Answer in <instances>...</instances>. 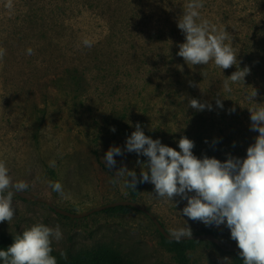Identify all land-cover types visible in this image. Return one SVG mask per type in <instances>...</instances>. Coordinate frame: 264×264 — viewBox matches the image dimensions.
I'll use <instances>...</instances> for the list:
<instances>
[{"label":"rangeland","instance_id":"1","mask_svg":"<svg viewBox=\"0 0 264 264\" xmlns=\"http://www.w3.org/2000/svg\"><path fill=\"white\" fill-rule=\"evenodd\" d=\"M188 3L0 0L5 52L0 58V161L13 182L25 181L27 191L77 213L130 199L124 178L112 183L114 172L126 165L139 175L147 165L137 160L148 158L125 152L115 156L116 166L109 170L103 157L112 146L123 150L137 123L145 135L177 151L186 136L198 158L246 157L258 136L250 128L248 108L264 104V0H202L198 10L200 20L227 31L225 43L235 49L239 67L250 68L244 84L230 83V92L223 82L237 66L223 71L211 61L192 66L177 55L185 42L177 21ZM253 88L254 100L249 98ZM192 98L211 110L191 108ZM50 182H59L64 195ZM135 201L169 233L190 224L193 233L212 229L219 239L236 243L225 226L188 221L179 212L187 202L176 208L158 198L151 183H143ZM12 207L15 216L9 224L0 223V231L14 237L37 223L59 225L63 238L52 248L61 257L108 247L132 264H178L177 251L140 210L64 217L44 202L16 194ZM185 254L188 264H236L237 252L198 240Z\"/></svg>","mask_w":264,"mask_h":264},{"label":"clouds","instance_id":"2","mask_svg":"<svg viewBox=\"0 0 264 264\" xmlns=\"http://www.w3.org/2000/svg\"><path fill=\"white\" fill-rule=\"evenodd\" d=\"M202 7V0H189L178 19L177 27L184 34L185 42L178 45L177 55L192 66L207 65L210 61L222 71L237 66V70L223 82L225 90L230 92V83L244 84L250 68L239 67L235 49L231 43H225L229 40L226 30L218 29L207 20H200L198 10ZM27 52L31 55L32 49ZM4 54V50L0 49V58ZM256 96L254 89L249 98L254 100ZM216 104L223 107L219 98ZM256 104L259 106L248 110L250 128L258 132V136L247 148L245 158L231 154L223 162L206 155L198 158L192 151L194 141L186 136L179 139L180 150L177 151L162 144L159 139L145 135L142 126L137 123L135 131L126 139L125 148L110 147L103 160L111 170L116 166L115 156L135 152L148 158L146 163L137 160L138 165L146 164L147 170L140 168L138 176L135 170L121 165L114 172L112 183L117 184L120 178H124V186L132 189H137L141 183H151L156 196L165 202H173L176 208L181 201H186V206L179 212L188 221L210 228L225 226L230 231V239L236 242L243 264H264V104ZM189 106L197 111L211 110L210 104L195 98L189 100ZM110 131L115 132L116 129L113 127ZM49 186L64 195L59 182H50ZM28 188L25 181L13 182L6 163L0 161V223L6 221L9 224L15 216L12 207L14 191L23 192ZM170 235L179 242L182 237H192L193 231L188 224L170 230ZM62 238L59 225L52 228L43 223L34 224L16 235L6 250H0V261L3 264H57L56 257L52 255V244Z\"/></svg>","mask_w":264,"mask_h":264},{"label":"trees","instance_id":"3","mask_svg":"<svg viewBox=\"0 0 264 264\" xmlns=\"http://www.w3.org/2000/svg\"><path fill=\"white\" fill-rule=\"evenodd\" d=\"M142 186L143 183L138 184L137 189L130 188L131 200H135L137 198L140 190L142 189ZM131 208L133 207L127 205H120V206L104 209V211L106 212H112L114 210L125 211ZM206 232H210L216 235V232L212 229H209ZM14 237L8 236L4 232L0 231V250H6L13 243ZM161 238L166 244L172 245L173 248L177 251L178 264H188V259L185 254V250L187 246H190V244L198 240H180L179 242H177V241L168 240L162 235ZM238 253L239 252H237V255L235 257V263L243 264V260L241 257H239ZM52 255L56 257L57 264H132L126 258H124L120 253L108 247H101L96 251L83 250L78 252L75 256H69L67 258L57 255L54 251H52ZM0 264H3V262L0 261Z\"/></svg>","mask_w":264,"mask_h":264},{"label":"water","instance_id":"4","mask_svg":"<svg viewBox=\"0 0 264 264\" xmlns=\"http://www.w3.org/2000/svg\"><path fill=\"white\" fill-rule=\"evenodd\" d=\"M14 194H16V195H18L24 199H32V200H38V201L44 202L45 204L50 206L56 213L63 215V216L72 217V218H81V217L86 216L88 214H91L93 212L101 211V210H104L107 208L116 207V206H120V205L131 206V207H133L137 210H140V211L144 212L145 214H147L150 217L151 221L156 225V227L158 228L159 232L161 233V235L163 237H165L166 239L171 240V241H176L175 239H173L171 237L170 233L165 229V227L155 217V215H153L148 209H146L145 207L140 205L135 200H131V199L114 200V201H110V202H107L105 204L99 205L97 207H93L86 212L77 213V212H71V211L62 209L60 207H57L54 204L47 201L46 199H43V198H41V197H39V196L29 192V191H23V192H15L14 191ZM181 240H205V241L216 243L217 245H219L220 247H222L224 249H228V250H231L234 252H239V249H238L236 243L225 242V241L219 239L217 237V235H214L213 233H210V232L193 233L192 237H189V238H183L182 237Z\"/></svg>","mask_w":264,"mask_h":264}]
</instances>
